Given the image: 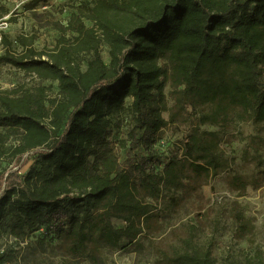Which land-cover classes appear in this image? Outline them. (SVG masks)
<instances>
[{
  "label": "trees",
  "instance_id": "16d2710c",
  "mask_svg": "<svg viewBox=\"0 0 264 264\" xmlns=\"http://www.w3.org/2000/svg\"><path fill=\"white\" fill-rule=\"evenodd\" d=\"M43 1L32 0L31 8ZM54 26L60 35L53 47L35 49L21 37L20 51L0 55L58 88L54 95L40 85L0 91V239L3 222L14 237L45 227L79 259L89 247L136 239L157 216L143 196L167 203L169 214L189 207L192 193L223 166L217 132L200 125L231 116L264 123V0H93ZM169 81L176 103L197 122L163 157L154 143L167 124ZM126 98L131 124L115 145ZM259 175L234 174L229 185L241 196L248 184L264 185V170ZM231 216L235 237L247 235L239 205ZM13 259L12 250L0 253L1 263ZM169 260L217 264L212 243L193 236Z\"/></svg>",
  "mask_w": 264,
  "mask_h": 264
},
{
  "label": "rangeland",
  "instance_id": "374dc122",
  "mask_svg": "<svg viewBox=\"0 0 264 264\" xmlns=\"http://www.w3.org/2000/svg\"><path fill=\"white\" fill-rule=\"evenodd\" d=\"M93 0H44L31 8L32 0H0V55L6 50L20 51L22 46L15 39L31 41L35 49H49L60 35L54 23L66 25L71 14ZM87 25L92 22L86 21ZM8 41L10 44H8ZM102 57L108 62V49L102 46ZM20 84L47 86L50 93H57V82L40 80L17 67L0 62V91L11 90ZM166 108L162 115L167 124L159 131L154 149L163 157L182 144L184 135L196 126V118L190 108L176 103L174 87L167 82L164 88ZM130 98L121 114V126L114 129L115 145L125 141L131 124ZM200 128L216 131L218 152L223 163L192 193L189 207L169 214L167 203H159L148 196L143 201L150 204L156 218L148 222L143 231L127 246L87 249L83 258L76 259L66 250L63 239L48 233L45 227L27 232L21 237L12 236L3 222L0 247L12 250L14 259L7 264H172L170 257L183 246V240L193 236L198 243L210 241L217 264H264V185L254 188L248 184L243 195L231 189L230 177L240 175L247 180L259 177L264 170V123L253 124L234 116L217 124L200 125ZM34 151L24 155L27 162L20 167L25 173ZM120 160L125 158L119 148ZM159 168V167H158ZM234 205H239L249 220V233L235 237V224L231 216ZM160 210V218H159ZM162 217V218H161ZM115 226L124 222L114 218ZM126 240L123 244H126Z\"/></svg>",
  "mask_w": 264,
  "mask_h": 264
},
{
  "label": "built area",
  "instance_id": "2783aa9c",
  "mask_svg": "<svg viewBox=\"0 0 264 264\" xmlns=\"http://www.w3.org/2000/svg\"><path fill=\"white\" fill-rule=\"evenodd\" d=\"M4 249L2 247H0V253L3 251ZM0 264H5V263H1Z\"/></svg>",
  "mask_w": 264,
  "mask_h": 264
}]
</instances>
